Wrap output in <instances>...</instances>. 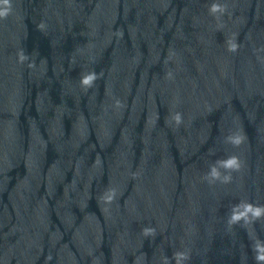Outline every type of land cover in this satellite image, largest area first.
Returning a JSON list of instances; mask_svg holds the SVG:
<instances>
[{"label":"water","instance_id":"1","mask_svg":"<svg viewBox=\"0 0 264 264\" xmlns=\"http://www.w3.org/2000/svg\"><path fill=\"white\" fill-rule=\"evenodd\" d=\"M10 3L0 264H264V0Z\"/></svg>","mask_w":264,"mask_h":264},{"label":"clouds","instance_id":"2","mask_svg":"<svg viewBox=\"0 0 264 264\" xmlns=\"http://www.w3.org/2000/svg\"><path fill=\"white\" fill-rule=\"evenodd\" d=\"M2 7H0V18H7V16L10 14L11 12V3L10 0H2ZM210 11L212 13H216V12H223L224 9L221 5L219 4H212ZM236 44H231L229 50L230 51H235L236 50ZM19 55V60L20 62H23L25 60H27L29 58V56L27 54H25V51L23 49H21ZM31 66V64H30ZM97 79V74L96 73H90L84 77H82V84L86 85V86H91V84L93 83V81ZM176 121L177 124L180 123V116L179 114H177L176 116ZM228 139L233 143V144H240L243 137L237 135V136H230L228 137ZM224 166L226 168L229 169H238L240 167V163L239 160L236 156H232L229 157L228 159H226L225 161H223ZM212 175H218L217 171L215 168L212 169ZM231 177L227 176L225 177V180L228 181L230 180ZM112 197H109L108 199L111 200ZM248 213H251L253 217H260L261 215H264V207H254L252 204H246L244 207L243 211H235L233 212L232 216L230 217L228 223L229 224H233L236 222H239L242 218H245ZM247 222V220L245 221ZM142 233L145 237L147 236H155V229L152 227H144L142 229ZM256 249L259 250V254L256 256L257 260H264V246H262L260 243H257L255 245ZM173 257L176 260V264H182V261L189 259V255L187 253L184 252H176L173 254ZM165 264H168V258L165 257L164 258Z\"/></svg>","mask_w":264,"mask_h":264}]
</instances>
